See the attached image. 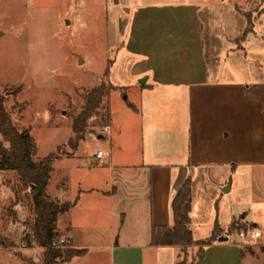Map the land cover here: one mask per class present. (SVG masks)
Wrapping results in <instances>:
<instances>
[{
	"label": "rangeland",
	"instance_id": "1",
	"mask_svg": "<svg viewBox=\"0 0 264 264\" xmlns=\"http://www.w3.org/2000/svg\"><path fill=\"white\" fill-rule=\"evenodd\" d=\"M124 1L126 4L120 6L114 0H0V95L18 128L27 131L34 141L32 160L36 162L49 154L59 156L46 186L52 199L73 201L88 188L107 187L110 167L95 157L97 152L110 159L111 154L118 155L119 147L131 148L132 153L144 151L146 157L164 146L157 141V134L150 136V131L179 126L170 122L172 112L178 110L177 102L166 101L163 96L152 104V112L142 118L138 93L145 77L137 79L133 72L144 60L146 49H141L142 43H132L134 19L141 8L200 4V22L206 34L211 31L218 38L239 35L236 40L223 43L224 48L227 44L236 52L223 60L224 66H236L232 82L248 85L255 79L264 81V0ZM152 11L159 17H165L163 12L173 13ZM248 18L253 24L242 39ZM100 84L106 89L102 102L88 119L84 138L71 147L69 141L75 137L73 118L83 109L88 91ZM243 103L246 102L240 96V109ZM134 106L140 114L134 113ZM180 111L183 118L189 115L188 107L185 112ZM239 119L243 123L242 117ZM242 123L238 135L240 150L264 148V139H258L257 130L251 129L252 122ZM106 125H110L109 138L104 136L107 133L103 134ZM101 134L103 137H99ZM263 172L247 166L239 170L227 184L231 191L220 192L222 202L219 206L218 199L212 201L211 211H216L217 206L224 211L226 205L229 212L233 206L236 218L249 224L257 222L264 230ZM260 196L263 200H259ZM32 208L30 191L19 185L12 171H0V264H30L31 260L42 263L44 249L26 246L34 217ZM207 208L205 203L204 210ZM66 220L68 216L64 214L57 220L56 247L71 245L68 232L61 229ZM101 220L102 226L109 224L108 215ZM245 227L235 220L230 237L237 236ZM249 227L243 244L244 264H264V248L249 238V231L254 229ZM209 236L207 228L194 235L200 240ZM5 239L13 242L14 247H2ZM200 252L199 245L187 246L181 250V260L191 264ZM60 263L58 259L55 264Z\"/></svg>",
	"mask_w": 264,
	"mask_h": 264
},
{
	"label": "crops",
	"instance_id": "2",
	"mask_svg": "<svg viewBox=\"0 0 264 264\" xmlns=\"http://www.w3.org/2000/svg\"><path fill=\"white\" fill-rule=\"evenodd\" d=\"M114 2L126 4L124 0ZM166 5L170 6L139 7L132 43H142L141 49L146 50L133 74L137 79L145 77L138 93L142 118L163 96L177 102L178 110L174 109L170 122L179 126L150 131L164 146L146 157L144 151L132 153L131 148L119 147L117 156L113 153L109 159L102 154L98 158L110 167L107 187L93 186L79 193L75 204L58 218L68 216L61 229L68 232L74 248L86 253L60 264H177L182 259V246L153 244L152 230L173 227L172 202L187 177L192 180V193L183 214L193 239L200 240L194 237L199 229H209L211 236L216 224L223 232L220 237H227L205 245L201 260L192 263L244 264L246 239L239 233L232 238L229 233L235 220L257 228L260 237L256 245L264 248V230L257 222L249 224L236 218L233 206L229 212L226 205L224 211L218 206L211 211L212 201L218 199L219 206L222 202L220 192L231 191L227 184L239 170L247 166L264 171V148L240 150L238 136L242 117V124L252 122L258 139H264V81L255 79L248 85L232 82L236 66H224L223 60L236 52L227 44L224 48L223 43L239 35L218 38L211 31L206 34L200 22V4ZM164 9L173 13L163 12L165 17H159L152 11ZM240 96L246 102L241 109ZM187 107L189 115L183 118L180 110L185 112ZM132 110L136 115L141 113L136 107ZM104 136L109 138L110 131ZM197 200L201 206L195 205ZM103 215L109 217L107 226H102Z\"/></svg>",
	"mask_w": 264,
	"mask_h": 264
},
{
	"label": "trees",
	"instance_id": "3",
	"mask_svg": "<svg viewBox=\"0 0 264 264\" xmlns=\"http://www.w3.org/2000/svg\"><path fill=\"white\" fill-rule=\"evenodd\" d=\"M248 27L242 32L243 39L249 33L250 26L253 24L248 18ZM252 28V27H251ZM106 89L104 84H100L88 91L83 109L72 121V130L75 134L69 144L75 147L78 142L84 138L88 119H90L98 110ZM0 171H12L22 188L30 191L33 197V221L28 233L26 246L33 248L35 246L44 249L43 261L41 264H55L59 259L62 262H69L76 256H83L85 249H77L72 245L69 247H56L55 241L59 236L56 223L59 216L71 208L76 200L60 201L52 199L47 193L46 186L53 171V163L59 159L55 154H49L44 158L34 162L32 154L36 150L34 141L27 131H22L14 122L11 113L5 106V100L0 95ZM192 180L187 177L172 202V211L174 225L170 229L153 228V244H178L184 249L190 245H199L201 252L198 261L203 256V247L216 241L222 236V230L218 224L214 228L212 235L204 240H194L192 231L183 214V206L191 198ZM232 227V226H231ZM246 228V227H245ZM250 227L243 231L246 233ZM239 232V233H240ZM71 243V242H70ZM14 243L5 239L1 242L4 248L14 247ZM30 261V260H29ZM30 264H37L33 260ZM177 264H186L185 259ZM196 264V263H191Z\"/></svg>",
	"mask_w": 264,
	"mask_h": 264
},
{
	"label": "built area",
	"instance_id": "4",
	"mask_svg": "<svg viewBox=\"0 0 264 264\" xmlns=\"http://www.w3.org/2000/svg\"><path fill=\"white\" fill-rule=\"evenodd\" d=\"M109 131H110L109 125H106L103 128V133H108ZM96 157L97 158L102 157V153H100V152L96 153ZM239 234H240L241 237H245L246 236V233H244V232H240ZM259 237H260V231L257 228H254V229L249 231V238L250 239L257 240Z\"/></svg>",
	"mask_w": 264,
	"mask_h": 264
},
{
	"label": "water",
	"instance_id": "5",
	"mask_svg": "<svg viewBox=\"0 0 264 264\" xmlns=\"http://www.w3.org/2000/svg\"><path fill=\"white\" fill-rule=\"evenodd\" d=\"M99 137H102V135H99ZM223 190H225V189H223ZM226 239H227V237H219L218 238L219 241H223V240H226Z\"/></svg>",
	"mask_w": 264,
	"mask_h": 264
}]
</instances>
